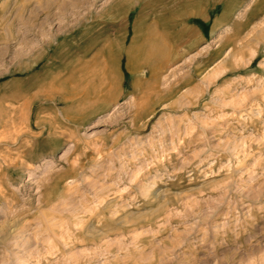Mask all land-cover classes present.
<instances>
[{"label": "rangeland", "instance_id": "374dc122", "mask_svg": "<svg viewBox=\"0 0 264 264\" xmlns=\"http://www.w3.org/2000/svg\"><path fill=\"white\" fill-rule=\"evenodd\" d=\"M0 264H264V0H0Z\"/></svg>", "mask_w": 264, "mask_h": 264}, {"label": "bare ground", "instance_id": "6f19581e", "mask_svg": "<svg viewBox=\"0 0 264 264\" xmlns=\"http://www.w3.org/2000/svg\"><path fill=\"white\" fill-rule=\"evenodd\" d=\"M188 2H191V1H188ZM168 11V10H167ZM170 11V10H169ZM65 13V12H64ZM67 20V19H66ZM150 33V32H149ZM155 33V32H154ZM156 35V34H155ZM149 37V36H148ZM159 38H161V37H159ZM150 40V42L147 44V45H145V46H141L140 48H139V50H144L145 52H146V54H144L145 56L147 55L148 57H147V59H155V60H159V59H161V57H165L166 55H167V53L163 50V48H162V42H160V43H158V41H160L159 39H156L155 38V36L154 37H150L149 38ZM161 44V45H160ZM111 49H113V48H111ZM102 50H104V49H102ZM114 52V51H113ZM103 53V52H102ZM113 54L111 53V56H112ZM102 56V55H101ZM98 57V56H97ZM110 57V56H109ZM162 60H164L163 58L161 59V61H159V65L162 63V62H164V61H162ZM86 63V62H85ZM163 64V63H162ZM85 65V64H84ZM76 68H77V66H76ZM110 69H111V66H110ZM73 70V69H72ZM71 73V76L73 75L72 74V72H70ZM68 75V74H67ZM70 76V75H69ZM66 78H68L67 76H66Z\"/></svg>", "mask_w": 264, "mask_h": 264}]
</instances>
